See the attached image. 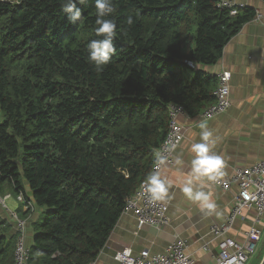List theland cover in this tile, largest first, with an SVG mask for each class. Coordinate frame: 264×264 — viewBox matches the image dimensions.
<instances>
[{"label":"trees","instance_id":"16d2710c","mask_svg":"<svg viewBox=\"0 0 264 264\" xmlns=\"http://www.w3.org/2000/svg\"><path fill=\"white\" fill-rule=\"evenodd\" d=\"M112 4L115 52L97 68L86 47L96 38L95 0L78 5L75 25L60 0H0V195L33 203L31 212L18 202L23 219L44 208L30 264L96 260L153 169L169 105L196 117L215 101L217 75L197 66L219 63L256 16L249 6L231 16L217 0ZM12 222L0 218V264H15Z\"/></svg>","mask_w":264,"mask_h":264},{"label":"crops","instance_id":"0c3cea01","mask_svg":"<svg viewBox=\"0 0 264 264\" xmlns=\"http://www.w3.org/2000/svg\"><path fill=\"white\" fill-rule=\"evenodd\" d=\"M238 2L259 11L262 17L242 26L226 44L219 63L197 66V69L208 74L218 75L223 68L232 73V105L226 112L209 120L200 116L180 119L184 126V138L175 151L174 163L159 170L162 176L173 181L167 194L170 225L162 230L147 225L140 228L133 212L122 213L92 264H120L114 255L124 248H131L135 255L143 250L162 253L177 236L188 242L187 252L197 264H216L220 239L212 232L211 225L226 222L232 208L233 194L238 187L233 184L230 190L224 191L206 178H201L204 184L210 186L202 190H210L216 204L215 211L209 214L185 196L175 182L174 174H190L192 154L189 149L192 143L199 142L200 129L197 125L201 122L206 123L213 132L216 141L213 152L222 158L226 178L230 179L235 167L251 166L264 160V0ZM27 192L29 194V190ZM39 212L40 208L33 219H29L27 241L30 245L35 235V230L34 234L32 232L33 223L37 222ZM5 213L1 208L0 218L7 219ZM252 217V213H245L243 218H238L229 235L242 239L251 226ZM10 222L13 223L12 219ZM13 229L15 231L14 225ZM263 245L264 241L260 249Z\"/></svg>","mask_w":264,"mask_h":264},{"label":"built area","instance_id":"2783aa9c","mask_svg":"<svg viewBox=\"0 0 264 264\" xmlns=\"http://www.w3.org/2000/svg\"><path fill=\"white\" fill-rule=\"evenodd\" d=\"M216 6L229 10L231 16L237 15L240 9L247 7L246 4L240 3L238 0H217ZM261 17L262 13L258 11L253 20L258 21ZM187 63L189 66L195 67L192 62ZM217 77L218 85L214 92L215 101L199 114L205 120L226 112L232 105V73L223 68ZM168 114V132L156 152L155 164L151 172L173 165L175 151L184 138V126L180 119L189 117L185 107L181 104H170ZM158 157H162L164 161L159 166H157ZM225 169L223 164L222 173ZM211 182L224 191L230 190L233 184L238 187L233 194L232 208L226 222L211 225L212 232L220 239L218 253L215 257L216 264H247L259 252L264 239V160L251 166L235 167L230 179L222 174ZM9 198H11L10 194L0 195V206L9 212L15 223L17 233L15 264H30L31 245L27 243V226L30 217L23 219L16 210L10 211L6 202ZM16 200L19 203L24 202L25 211L34 212L33 203L25 200L22 193L18 194ZM169 205L170 201L167 196L162 201H153L143 181L136 192L126 199L123 213L133 212L140 228L147 225L162 230L171 223L168 216ZM245 213H252L250 228L244 232L242 239L230 236L229 232L235 221L238 218H243ZM187 244L185 239L177 236L162 253L143 250L135 255L131 248H124L117 251L114 258L120 264H197L196 260L187 252Z\"/></svg>","mask_w":264,"mask_h":264},{"label":"clouds","instance_id":"9594fccd","mask_svg":"<svg viewBox=\"0 0 264 264\" xmlns=\"http://www.w3.org/2000/svg\"><path fill=\"white\" fill-rule=\"evenodd\" d=\"M62 10L67 15L69 23L75 25L81 19L82 9L78 5H87L89 0H60ZM97 12L95 36L86 47L88 49V61L97 68L108 64L115 52L114 38L116 36V24L114 19H109L115 9L112 0H95ZM127 23L132 25L134 20L131 16L127 18ZM199 142L192 143L189 151L192 154L191 172L189 175L175 173V182L181 188L185 196L196 203L197 206L207 213H212L216 209L213 193L202 190L203 187H210L202 182L201 178L207 181H215L222 175L223 160L213 152L215 139L213 132L206 123H199ZM163 158H157V166L163 163ZM173 181L162 176L159 171H153L145 177L146 185L150 197L153 201H162L166 198Z\"/></svg>","mask_w":264,"mask_h":264},{"label":"rangeland","instance_id":"374dc122","mask_svg":"<svg viewBox=\"0 0 264 264\" xmlns=\"http://www.w3.org/2000/svg\"><path fill=\"white\" fill-rule=\"evenodd\" d=\"M183 73H184V76L186 78L191 79L194 76L195 71L188 69V70H185ZM2 118H3V116H2V113L0 112V121L2 120ZM27 190H29V194L28 195L30 197H32V192L30 191V189H28V186H27ZM10 195H11V198H9L6 201L7 202V206H8L10 211H15V210H17L18 205H19L17 200H16V196L17 195L14 194V193H11ZM1 208H0V210H1ZM40 209H41V212L38 213V219L36 220L37 221V224H36L37 226L40 225L42 223L43 219L45 218L44 208L41 207ZM3 210L6 212L5 213L6 214L5 217L7 219H9L8 221H10V219H12V217L10 216L9 212L6 211L5 209H3ZM263 228H264V225H263ZM27 229H28V226H27ZM32 232L34 234V229H33ZM263 241H264V239H263ZM262 244H263V242H262ZM263 256H264V245H263L262 249H260V251L247 264H260V262L262 261Z\"/></svg>","mask_w":264,"mask_h":264},{"label":"water","instance_id":"95a60500","mask_svg":"<svg viewBox=\"0 0 264 264\" xmlns=\"http://www.w3.org/2000/svg\"><path fill=\"white\" fill-rule=\"evenodd\" d=\"M260 264H264V256H263L262 261L260 262Z\"/></svg>","mask_w":264,"mask_h":264}]
</instances>
